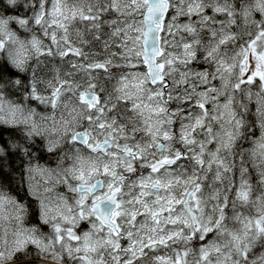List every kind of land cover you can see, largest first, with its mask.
Masks as SVG:
<instances>
[{"label":"snow or ice","instance_id":"6c2138e0","mask_svg":"<svg viewBox=\"0 0 264 264\" xmlns=\"http://www.w3.org/2000/svg\"><path fill=\"white\" fill-rule=\"evenodd\" d=\"M0 264H264V0H0Z\"/></svg>","mask_w":264,"mask_h":264}]
</instances>
